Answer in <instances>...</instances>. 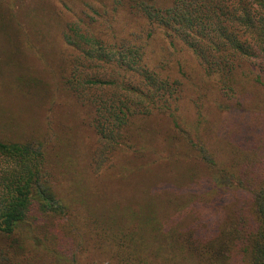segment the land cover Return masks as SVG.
Segmentation results:
<instances>
[{
    "label": "trees",
    "instance_id": "1",
    "mask_svg": "<svg viewBox=\"0 0 264 264\" xmlns=\"http://www.w3.org/2000/svg\"><path fill=\"white\" fill-rule=\"evenodd\" d=\"M83 4L94 12L95 4L102 9L112 6L113 14L121 11L132 22L118 25L122 19L114 17L106 20L108 27L99 29V21L81 18L66 32L70 53L64 59L62 80L97 136L90 159L94 171L106 168L122 145L143 139L138 120L161 114L177 128L167 139L170 144H183L206 171L208 185L220 190L211 205H221L222 191L238 193L227 210H212L202 219L185 211L176 226L158 220L161 213L143 225L136 208L119 215L128 220L123 226L109 211L102 220L112 230L106 229L103 237L117 264H264L261 159L225 162L199 126L191 130L184 125L177 103L182 81L174 77L166 58L157 63L151 46L162 32L171 46L190 49L204 73L215 76L225 93L232 92L243 63L258 61L264 66V0H89ZM50 160L44 140L0 135V264H11L21 252L35 247L39 230L51 233L50 225L70 213V204L53 181ZM188 177L196 183L193 174L183 173L173 176V181L183 188ZM146 179L148 187L145 184L143 191L160 195L164 187L160 178ZM158 207L157 211L167 210L166 204Z\"/></svg>",
    "mask_w": 264,
    "mask_h": 264
},
{
    "label": "rangeland",
    "instance_id": "2",
    "mask_svg": "<svg viewBox=\"0 0 264 264\" xmlns=\"http://www.w3.org/2000/svg\"><path fill=\"white\" fill-rule=\"evenodd\" d=\"M85 1L89 0H0V135L44 140L51 152L55 186L70 204V213L50 225L51 233L39 230L36 246L11 264H117L103 237L106 229L112 230L102 220L109 211L123 226L128 220L119 215L130 208L139 209L143 225L161 213L158 220L176 226L185 211L202 219L212 210H227L238 196L234 190L222 191L221 205H211L220 190L208 185L206 171L183 144L167 140L177 133L167 115L138 120L144 132L138 144L122 145L106 168L94 171L90 166L97 136L62 80L64 59L70 53L66 32L81 18L99 21V29L108 27L106 20L114 17L122 19L118 25L132 22L121 11L113 14L112 6L102 9L95 4L94 12ZM156 37L151 46L157 63L166 58L174 77L182 81L177 103L184 125L191 130L199 126L225 162L240 164L257 157L264 166L262 63H243L235 90L225 93L190 49L171 46L162 32ZM209 126L212 131L206 129ZM180 173L193 174L196 183L188 177L187 186L180 188L173 181ZM155 175L164 187L160 195L151 196L143 191L145 184L148 187L145 178ZM162 204L167 210L157 211Z\"/></svg>",
    "mask_w": 264,
    "mask_h": 264
}]
</instances>
